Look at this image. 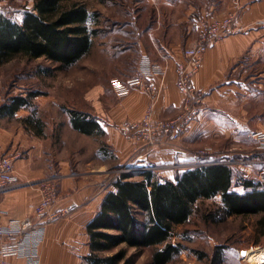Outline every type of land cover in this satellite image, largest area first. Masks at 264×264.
Wrapping results in <instances>:
<instances>
[{
    "label": "crops",
    "instance_id": "0c3cea01",
    "mask_svg": "<svg viewBox=\"0 0 264 264\" xmlns=\"http://www.w3.org/2000/svg\"><path fill=\"white\" fill-rule=\"evenodd\" d=\"M128 1L134 6L127 8V79L143 72L147 83L159 88L155 105L158 118H172L182 107L177 67L185 60L184 49L198 37L199 22L229 11L237 12V22L229 36L214 42L204 54L194 75L195 87L203 91L202 104L175 145L136 152L137 145L120 131L124 120L143 117L151 100L149 92L131 88L120 96L111 87L102 101L101 91L92 89V116L104 129L105 142L115 156L121 161L132 158L137 166L155 167L161 178L174 179L177 171L199 164L201 160L195 155L199 145L219 137L233 142L236 151L223 148L214 158L236 161L251 154L264 160V152L257 149L260 141L252 137L255 131L264 130V0ZM166 63L163 76L159 67ZM22 111L25 109L12 117L0 116V157L22 154L14 162L15 183L0 193V222L8 224L34 215L40 200L38 182L47 177L56 180L58 191L52 211L71 204L75 208L56 222L44 223L37 218L42 233L21 239L7 259L14 264H87L90 246L86 227L112 189V181L103 185L94 176L68 173L63 162L55 168L49 150L35 132L20 120L15 125L6 124L19 119ZM261 167L232 165L235 172L246 176L251 170L258 173ZM233 189L244 192L241 185Z\"/></svg>",
    "mask_w": 264,
    "mask_h": 264
},
{
    "label": "trees",
    "instance_id": "16d2710c",
    "mask_svg": "<svg viewBox=\"0 0 264 264\" xmlns=\"http://www.w3.org/2000/svg\"><path fill=\"white\" fill-rule=\"evenodd\" d=\"M90 22L96 26L92 27ZM97 25L98 13L91 12L87 2L79 0H34L32 9L26 10L20 20L0 11V65L25 57L45 58L57 64V68L72 66L90 52L100 32ZM39 94L30 91L27 95L11 96L0 105V116L12 117L19 109L30 107L31 98ZM69 112L73 128L80 133L105 134L92 114ZM24 122L27 128L41 134L40 119L31 116ZM207 160L201 159L199 165L177 171L174 179L161 178L152 169L138 172V179L131 172L113 179L112 189L86 227L90 246L85 257L87 264L131 263L127 255L133 248H152L151 264L174 261L185 249L181 241H172L174 231L189 223L199 201L216 196L221 198L219 210L225 217L261 215L257 232L264 236V184L244 173L236 175L228 163L200 164ZM238 185L243 187V193L233 189ZM219 255L218 252L215 255L217 260Z\"/></svg>",
    "mask_w": 264,
    "mask_h": 264
},
{
    "label": "rangeland",
    "instance_id": "374dc122",
    "mask_svg": "<svg viewBox=\"0 0 264 264\" xmlns=\"http://www.w3.org/2000/svg\"><path fill=\"white\" fill-rule=\"evenodd\" d=\"M79 1L87 2L90 11H96L99 16L97 26L100 32L94 38L90 52L65 68H57V64L45 58L30 60L25 57L0 65V105L13 95H27L30 91L40 93L31 98L32 105L24 108L19 119H11L6 124L15 125L20 120L27 128L26 118L34 116L40 119L43 122L41 134L32 131L46 145L55 168L63 162L68 173L94 176L103 185L123 172H131L133 178L138 179V169L142 167L137 166L132 158L127 161L118 159L103 136H88L74 129L69 112L75 110L92 114L93 88L101 91L104 101V94L111 89L113 79L127 80L125 10L134 5L128 0ZM33 4L34 0H0V11L20 20ZM90 25L96 26L94 22ZM223 148H227L228 152L236 151L233 142L219 137L199 145L196 151L210 149L216 154ZM148 169L155 170V167ZM239 173L236 172V175ZM246 177L259 181L255 170H251ZM219 206H222L220 196L197 203L189 223L178 227L172 238L174 243L181 241L185 249L168 264H248L239 254L240 250H264V236L257 232V221L261 215L225 217ZM210 213H215V216ZM139 217L142 218L141 215ZM199 252L204 254L202 258ZM217 252L220 253V260L215 257ZM152 253V248L129 249L127 257L132 262L127 264H151Z\"/></svg>",
    "mask_w": 264,
    "mask_h": 264
},
{
    "label": "built area",
    "instance_id": "2783aa9c",
    "mask_svg": "<svg viewBox=\"0 0 264 264\" xmlns=\"http://www.w3.org/2000/svg\"><path fill=\"white\" fill-rule=\"evenodd\" d=\"M236 22V11H229L222 17L203 19L199 22L198 37L185 48V60L177 67V88L183 96V102L175 117H155V105L160 90L153 84L147 83L143 72L125 81L117 78L112 80V87L120 96L126 95L131 88L142 89L151 94V100L140 120L126 119L119 125L124 137L137 145L136 152L175 145L188 129L190 122L198 114L199 106L203 100V91L195 87L194 75L198 72L207 50L214 42L229 36L234 31ZM166 64L159 67L163 76L166 74ZM252 137L260 141L257 149L264 152V130L255 131ZM195 155L200 160L208 159L206 162L200 163L205 165L219 162L228 163L231 166H262L258 172V179L264 184V160L260 157L250 154L236 161L227 158L216 159L210 149L198 150ZM21 157L20 152L0 157V193L9 189L15 183L14 162ZM146 169L148 167L139 168L138 172ZM55 181L54 178L47 177L38 182L40 200L34 207V215L13 220L8 224L0 222V264H14L7 259V256L15 253L13 246L21 239L32 236L39 237L42 230L41 226L37 224V218H41L44 223H52L67 217L74 210L75 205L71 204L64 209L52 211V206L58 197ZM242 258L246 261L245 256H242Z\"/></svg>",
    "mask_w": 264,
    "mask_h": 264
},
{
    "label": "bare ground",
    "instance_id": "6f19581e",
    "mask_svg": "<svg viewBox=\"0 0 264 264\" xmlns=\"http://www.w3.org/2000/svg\"><path fill=\"white\" fill-rule=\"evenodd\" d=\"M255 249V248H253ZM249 249L246 251L245 259L248 264H262L264 263V250H253ZM253 250L251 252H248Z\"/></svg>",
    "mask_w": 264,
    "mask_h": 264
},
{
    "label": "water",
    "instance_id": "95a60500",
    "mask_svg": "<svg viewBox=\"0 0 264 264\" xmlns=\"http://www.w3.org/2000/svg\"><path fill=\"white\" fill-rule=\"evenodd\" d=\"M246 251H247V250H245V249L241 250V255H242V256H245Z\"/></svg>",
    "mask_w": 264,
    "mask_h": 264
}]
</instances>
